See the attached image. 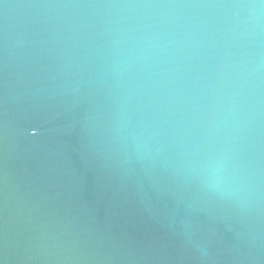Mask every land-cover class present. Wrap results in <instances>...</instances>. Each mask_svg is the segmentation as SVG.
Segmentation results:
<instances>
[{
  "label": "water",
  "instance_id": "obj_1",
  "mask_svg": "<svg viewBox=\"0 0 264 264\" xmlns=\"http://www.w3.org/2000/svg\"><path fill=\"white\" fill-rule=\"evenodd\" d=\"M0 264H264V0H0Z\"/></svg>",
  "mask_w": 264,
  "mask_h": 264
}]
</instances>
